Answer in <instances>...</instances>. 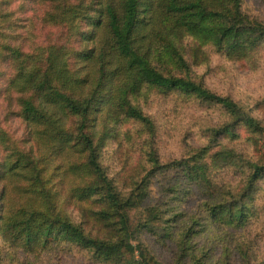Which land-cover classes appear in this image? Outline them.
Instances as JSON below:
<instances>
[{
  "label": "trees",
  "instance_id": "trees-1",
  "mask_svg": "<svg viewBox=\"0 0 264 264\" xmlns=\"http://www.w3.org/2000/svg\"><path fill=\"white\" fill-rule=\"evenodd\" d=\"M32 1L46 5L38 22L50 27L55 37L32 44L27 37L18 40L16 33L20 44L15 45L12 37L0 33V98L7 95L16 101L18 109L8 110L29 127V137L20 139L0 127V234L14 233L31 251L53 242L78 241L104 260L152 264L144 246L134 244L130 223L133 207L148 196L147 187L123 194L101 161L108 119L126 114L152 125L130 99L154 83L221 105L232 121L213 130L215 139L234 134V121L264 133L261 121L230 96L217 95L190 78L168 77L153 63L159 42L175 51L173 39L187 33L211 41L232 60L244 59L264 44V23L248 18L238 5L233 11L231 0ZM11 3L0 0V21L16 30L7 21L12 13L4 9ZM176 164L170 166L178 168ZM181 164L189 178L202 179L204 164ZM251 168L244 191L248 195L264 177V165L252 163ZM66 180L71 184L67 191ZM65 192L68 198L104 205L94 214L110 229L108 235L90 238L70 220ZM221 207L236 213L232 204ZM244 208L242 204L237 209L238 221ZM114 217L118 221H112ZM150 220L139 226H151Z\"/></svg>",
  "mask_w": 264,
  "mask_h": 264
},
{
  "label": "rangeland",
  "instance_id": "rangeland-1",
  "mask_svg": "<svg viewBox=\"0 0 264 264\" xmlns=\"http://www.w3.org/2000/svg\"><path fill=\"white\" fill-rule=\"evenodd\" d=\"M36 3L12 0L4 9L12 13L7 21L14 24L15 33L1 21L0 33L14 41L17 33L18 40L27 37L32 44L54 39L53 30L38 22L46 5ZM237 5L248 18L264 23V0H231L233 11ZM173 42L175 51L166 42L158 43L153 58L157 69L168 77L190 78L217 95L230 96L259 119L264 129V44L248 57L232 60L199 35L187 33ZM19 44L16 40L15 45ZM6 97L0 98V127L17 139L28 138L29 127L8 110L18 109L16 101ZM130 104L152 125L126 114L111 116L100 153L109 177L123 194L147 187L146 200L131 212L134 244L144 246L152 264H264V177L251 194L244 193L254 171L252 163L264 165V133L253 132L244 121H234V134L215 139L213 130L232 121L221 105L159 84H146L140 94L131 96ZM196 162L204 164L200 180L189 178L181 164ZM175 163L178 168L170 166ZM66 181L65 191L71 187ZM64 198L69 219L87 236L108 235L110 229L94 214L104 205ZM228 204L235 206L234 215L221 207ZM242 204L244 216L238 221L237 209ZM154 214L157 218L153 219ZM147 217L151 226H139ZM23 243L14 233L0 234L2 264H117L78 241L53 242L35 251Z\"/></svg>",
  "mask_w": 264,
  "mask_h": 264
}]
</instances>
